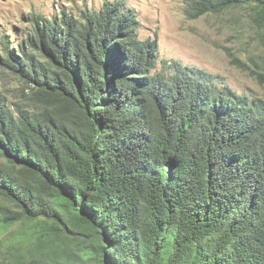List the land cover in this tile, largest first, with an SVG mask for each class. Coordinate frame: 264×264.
I'll use <instances>...</instances> for the list:
<instances>
[{"label":"trees","instance_id":"trees-1","mask_svg":"<svg viewBox=\"0 0 264 264\" xmlns=\"http://www.w3.org/2000/svg\"><path fill=\"white\" fill-rule=\"evenodd\" d=\"M264 0H190L199 18ZM0 65L29 90L0 92V264H264V100L181 60H160L125 0L36 14ZM260 76H264L261 75Z\"/></svg>","mask_w":264,"mask_h":264},{"label":"rangeland","instance_id":"rangeland-1","mask_svg":"<svg viewBox=\"0 0 264 264\" xmlns=\"http://www.w3.org/2000/svg\"><path fill=\"white\" fill-rule=\"evenodd\" d=\"M107 0H0V49L7 39L14 45L31 33L33 15H53L60 10L77 14L84 6L99 9ZM140 21V37L156 39L160 60L177 59L218 75L237 92L264 100V44L260 29L247 8H234L221 14L191 18L190 0H125ZM1 51V50H0ZM0 92L10 103L28 100L29 90L0 65ZM7 204L0 195V207ZM21 224L0 229V248L6 254L22 236ZM86 238L83 234L72 237ZM55 235L51 249L54 264H75L70 240ZM20 241H18L19 243ZM35 264V262L27 263ZM79 264H84L79 262Z\"/></svg>","mask_w":264,"mask_h":264}]
</instances>
